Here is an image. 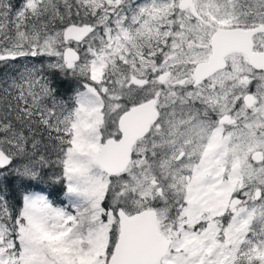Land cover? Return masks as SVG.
<instances>
[{"label":"snow or ice","instance_id":"1","mask_svg":"<svg viewBox=\"0 0 264 264\" xmlns=\"http://www.w3.org/2000/svg\"><path fill=\"white\" fill-rule=\"evenodd\" d=\"M0 264H264V0H0Z\"/></svg>","mask_w":264,"mask_h":264}]
</instances>
